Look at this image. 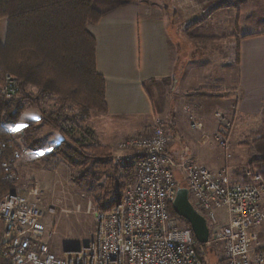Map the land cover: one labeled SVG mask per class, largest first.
Wrapping results in <instances>:
<instances>
[{
	"label": "built area",
	"instance_id": "built-area-1",
	"mask_svg": "<svg viewBox=\"0 0 264 264\" xmlns=\"http://www.w3.org/2000/svg\"><path fill=\"white\" fill-rule=\"evenodd\" d=\"M18 93V82L7 75L0 82V94L11 99ZM219 118L224 126L214 139L229 160L235 116ZM192 127L202 129L197 123ZM167 131L163 124H157L153 130L120 144L127 153L117 157L116 163H132L134 181L112 209L95 210L96 230L90 242L65 252L62 258L53 254L45 242L48 231L39 185L6 195L0 202V251L5 253L8 264H205L191 227L172 214L180 187L177 170L184 175L191 203L207 220V245L221 249L225 264H264L263 175L249 167L245 180L235 181L228 167L213 171L195 162L176 163L168 152ZM8 135L16 149L13 160L0 161V184L18 185L15 160L37 156L40 150L23 146L21 131L9 129ZM88 209L92 212L91 205ZM220 210L226 211L225 225L217 216Z\"/></svg>",
	"mask_w": 264,
	"mask_h": 264
},
{
	"label": "crops",
	"instance_id": "crops-1",
	"mask_svg": "<svg viewBox=\"0 0 264 264\" xmlns=\"http://www.w3.org/2000/svg\"><path fill=\"white\" fill-rule=\"evenodd\" d=\"M115 2L97 25L89 26L97 43V69L106 82L109 113L101 120H118L119 129L124 128L123 132L128 134H137L160 120L182 129L194 140L195 134L187 131V111H192L193 121L202 127L193 129L190 122V130L199 132L205 139L209 137L204 132L209 113L216 121L218 119L210 133L213 140L220 115L235 114V120L240 118L241 122L261 116L264 109V0ZM193 20L195 23L188 25ZM184 23L195 25L192 34L196 37L201 36V29L231 26L238 52L230 67L223 72L216 59H212L214 63H202L204 58L201 57L207 53L201 55L200 51L195 58L196 49L191 41L182 47ZM199 90L227 91L228 96L233 94V97L207 99L190 93ZM205 107H209L208 110ZM50 146L54 148V143ZM170 146H175L171 138L168 152ZM38 150L41 155V148ZM190 161L199 162L198 158ZM226 163L209 169L222 170ZM23 167L19 169L20 175ZM227 167L232 180H245L244 171L235 175L233 162L228 161Z\"/></svg>",
	"mask_w": 264,
	"mask_h": 264
},
{
	"label": "trees",
	"instance_id": "trees-1",
	"mask_svg": "<svg viewBox=\"0 0 264 264\" xmlns=\"http://www.w3.org/2000/svg\"><path fill=\"white\" fill-rule=\"evenodd\" d=\"M108 12V8L95 7V0H0V19L8 20L6 41H0V81L6 74L15 77L20 95L8 100L0 94V158L14 159L16 145L8 139V130L18 126L25 107L38 109L41 126L58 131L63 138L53 148L52 158L63 159L71 166L82 165L84 171L92 166L96 181L99 172L111 171L103 188L110 200L99 202L103 211L121 201L131 173L128 166L111 167L109 147L86 140L93 139L92 129L79 131V124L92 112L109 113L106 82L97 69V43L89 31V26L97 25ZM30 87L37 90L35 96L28 91ZM192 94L207 99L233 97L227 91L214 90ZM48 99L54 102L50 113L43 105ZM261 123V131L248 145L259 155L254 165L264 177V109ZM38 129L34 124L24 128V142L33 149L41 147L40 140H36ZM16 190L18 185L0 184V202ZM172 214L177 216L174 210ZM182 222L190 227L185 220ZM2 228L0 219V234ZM202 247L205 245L199 244L197 251L203 258ZM0 264H8L1 251Z\"/></svg>",
	"mask_w": 264,
	"mask_h": 264
},
{
	"label": "rangeland",
	"instance_id": "rangeland-1",
	"mask_svg": "<svg viewBox=\"0 0 264 264\" xmlns=\"http://www.w3.org/2000/svg\"><path fill=\"white\" fill-rule=\"evenodd\" d=\"M113 1H116L115 4H117L121 0H95V7L100 10H105L109 8ZM144 1L156 3L158 0ZM254 18L259 17L254 16ZM192 23H195L194 20L188 25H191ZM7 25L8 20L6 18L0 19V41L3 43L6 41ZM188 25L185 23L182 24L183 34L181 36V46L183 47L184 45V47H186L188 41H191V44H193L194 48L196 49L195 53L193 52L195 58H197V55H199L200 51L201 55L207 53L206 56L201 57V59L204 58L201 60L202 63H214L212 59H216V62L220 64L219 67H222L223 72L229 68L231 62L233 63V60L236 59L238 52V45L235 43L236 40L234 39V29L231 26L221 28H205L201 29V36H199L200 38H197L194 36V34H192L195 32V25L192 27ZM189 31H191V33H189ZM191 52L192 51L190 49L189 55ZM210 66L212 67L213 64ZM7 75L9 74H6L4 77H2L0 82H3ZM13 78L16 79L15 77ZM16 81L18 82L17 79ZM28 91L34 96L37 94V90L35 88L30 87L28 88ZM193 92L195 91L190 92L191 95H193ZM18 96H20L19 93L13 98L17 99ZM13 98L8 100H12ZM43 105H45V111L50 113L54 102L48 99ZM205 108L208 110L209 107ZM232 115L236 116L235 114ZM105 116L106 115L92 112L87 121L79 124L81 125L79 127V131H84L89 128L92 129L94 131L92 135L93 139L86 140L110 148L109 155L111 167H123L118 165L119 163H116L117 157L124 156L127 153V151L121 149L120 144L122 142L139 133L145 134L153 130L157 124H163L168 130L167 132L173 143H175V146L169 147V153L171 157L176 160H174L176 163L180 162L181 164H186L191 162L190 160L198 158V164L211 169L217 168L218 166L220 167L225 163V161H227V163L224 168L227 167L228 161L230 163L233 162L234 166H236L234 168L235 175H239L243 171L245 173V170L249 167L257 170L256 165H254V159L259 158V155L253 152V149L248 144L253 141L254 137H256V133L261 131L263 124L261 123V116L257 119L248 120L246 122L243 120L241 122L240 118L234 121V127L230 141V153L232 154V158L229 160L226 159V154H223L221 149L218 147L216 140L214 139V135L217 134L220 127L224 126L221 121L218 122L217 130L213 135V140L210 136L211 131L215 128L218 121V119L216 121L212 114H206V127L204 132L209 137L205 139V137L201 138L202 134L199 132L190 130V122L197 124L199 123L193 121L194 119L192 111H187L185 116L188 123L187 127L189 128L187 131L191 133V135L195 134L194 140L189 138V134H187L188 136L185 135L182 129L180 131L176 128V126H172L171 123H166L160 120H157L154 124L144 128L137 134L124 133L123 130L125 129H119L118 127V120L109 118L104 122L101 119ZM189 119L190 121L188 122ZM19 124H24L26 127L33 124L39 126L38 133H36V137H39V139L36 138V140H40L41 147L39 148H41L42 152L41 155L39 154L40 156L34 155L33 157H23L22 159L15 160V173L18 177V190H24L26 187H29L32 184H38L43 191L41 198V208L45 213L44 224L48 231V234L45 236V242L49 245L51 251L57 257L62 258L66 251L78 250L90 242V240L93 238L96 230L94 212L95 210L98 211L101 209L99 204L100 200L101 202H107L110 200V195L108 196L103 194V188L107 187V182H109L108 178L111 174V171L107 170L103 173L99 172V178L96 181L93 178L95 170L92 169V166L87 168V173L83 170L85 167L82 165L71 166L70 164L65 163L63 159L52 158L50 154L53 150V146H50V143H54V147H56L63 138L58 131L41 126V114L38 109L25 107ZM21 132L23 135L24 129ZM22 138V145L33 149L25 144L23 136ZM80 138L83 137L81 136ZM212 143H214V145ZM46 146H48V148H46ZM46 150H48V152ZM178 150H180L181 154L178 153ZM88 154H92V151H89ZM129 155L134 157L133 154ZM2 160L3 159L0 158V161ZM134 160L135 158L132 161ZM23 165L25 167H23ZM127 166L131 168V173L130 178L125 184V189L130 183L134 181L135 173V167L132 163ZM127 166H124L123 168ZM21 167H23V169L20 175L19 169ZM97 173L98 172H96V175ZM176 177L178 178L180 185L183 187L187 186V183L184 181V175L182 171L177 170ZM20 178L23 181H21ZM90 205L92 206V212L89 213L88 208ZM77 207H80L81 211H77ZM177 216H174L175 219L182 221V218ZM217 216L219 217L221 224L225 225L226 211H218ZM202 255L206 264L225 263L221 249L208 246L207 244L205 247H202Z\"/></svg>",
	"mask_w": 264,
	"mask_h": 264
},
{
	"label": "water",
	"instance_id": "water-1",
	"mask_svg": "<svg viewBox=\"0 0 264 264\" xmlns=\"http://www.w3.org/2000/svg\"><path fill=\"white\" fill-rule=\"evenodd\" d=\"M173 210L179 217L189 223L194 236L201 245L208 244L210 231L207 220L191 203L187 187L179 188Z\"/></svg>",
	"mask_w": 264,
	"mask_h": 264
},
{
	"label": "snow or ice",
	"instance_id": "snow-or-ice-1",
	"mask_svg": "<svg viewBox=\"0 0 264 264\" xmlns=\"http://www.w3.org/2000/svg\"><path fill=\"white\" fill-rule=\"evenodd\" d=\"M34 119H38V118H34ZM24 127H26L24 124H20L17 127L13 128L12 131L13 132L22 131L24 129Z\"/></svg>",
	"mask_w": 264,
	"mask_h": 264
},
{
	"label": "bare ground",
	"instance_id": "bare-ground-1",
	"mask_svg": "<svg viewBox=\"0 0 264 264\" xmlns=\"http://www.w3.org/2000/svg\"><path fill=\"white\" fill-rule=\"evenodd\" d=\"M180 188V187H179ZM209 242V241H208ZM200 244V243H199ZM209 246V245H208ZM53 253V252H52ZM54 254V253H53ZM204 262V261H203Z\"/></svg>",
	"mask_w": 264,
	"mask_h": 264
}]
</instances>
